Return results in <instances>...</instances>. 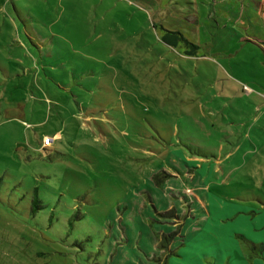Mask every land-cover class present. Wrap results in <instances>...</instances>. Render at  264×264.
Masks as SVG:
<instances>
[{
  "label": "rangeland",
  "instance_id": "1",
  "mask_svg": "<svg viewBox=\"0 0 264 264\" xmlns=\"http://www.w3.org/2000/svg\"><path fill=\"white\" fill-rule=\"evenodd\" d=\"M0 264H264V0H0Z\"/></svg>",
  "mask_w": 264,
  "mask_h": 264
},
{
  "label": "trees",
  "instance_id": "2",
  "mask_svg": "<svg viewBox=\"0 0 264 264\" xmlns=\"http://www.w3.org/2000/svg\"><path fill=\"white\" fill-rule=\"evenodd\" d=\"M160 174H161V171H158L154 174L153 176V179H155V182L157 185H160L162 182H163V178H160ZM167 178V177H165ZM162 185V184H161ZM156 206V205H155ZM156 210H154L155 212ZM158 212V210L156 211ZM175 210L173 209H170V210H167L165 212H162V211H159V214L161 216H165V217H175ZM177 217V215H176ZM176 234H177V231L174 230V229H171V231H169L168 233H161V241H157V246L159 248L163 250H166L169 248V245L171 244V242L174 240V238L176 237ZM162 253V252H161ZM144 254L146 255V250H144ZM148 258L151 257V255H147Z\"/></svg>",
  "mask_w": 264,
  "mask_h": 264
},
{
  "label": "crops",
  "instance_id": "3",
  "mask_svg": "<svg viewBox=\"0 0 264 264\" xmlns=\"http://www.w3.org/2000/svg\"><path fill=\"white\" fill-rule=\"evenodd\" d=\"M185 159H186V158H185ZM188 160H192V158L190 157L189 159H187V161H188ZM205 194H206V193H205ZM205 196H206V195H205ZM205 196H204V197H205Z\"/></svg>",
  "mask_w": 264,
  "mask_h": 264
}]
</instances>
